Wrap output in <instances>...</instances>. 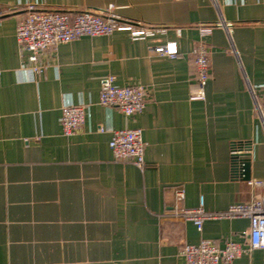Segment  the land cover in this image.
I'll return each mask as SVG.
<instances>
[{
  "label": "crops",
  "instance_id": "obj_1",
  "mask_svg": "<svg viewBox=\"0 0 264 264\" xmlns=\"http://www.w3.org/2000/svg\"><path fill=\"white\" fill-rule=\"evenodd\" d=\"M29 5L39 10L100 12L165 26L166 34L128 31L82 36L39 55L33 70L16 37ZM211 77L205 100H192L199 26ZM181 28V35L176 32ZM177 41L176 58L155 47ZM144 85V110L126 116L100 104L101 80ZM264 0H0V264H184L185 243L203 238L248 246V218L195 224L170 215L183 206L224 210L264 192ZM90 104L82 129L66 136L64 105ZM102 127L105 130L99 131ZM141 128L145 164L114 159V130ZM250 148L251 184L233 156ZM234 264H264V249Z\"/></svg>",
  "mask_w": 264,
  "mask_h": 264
},
{
  "label": "built area",
  "instance_id": "obj_2",
  "mask_svg": "<svg viewBox=\"0 0 264 264\" xmlns=\"http://www.w3.org/2000/svg\"><path fill=\"white\" fill-rule=\"evenodd\" d=\"M223 23L202 24L199 26L200 41L194 48L195 82L190 94L192 100L206 99V86L211 77L210 49L206 38L212 33L215 25ZM115 31H128L132 38L151 37L166 34L165 26H144L132 20L124 19L115 12L113 5L100 12L39 10L29 5L26 14L18 21L16 37L22 53H27L29 61L34 63L33 70L44 73L45 66L39 63V55L48 49L56 50L60 44L74 41L82 36L110 35ZM176 32L181 35V28ZM160 55L176 58L179 53L177 41H168L155 47ZM264 89V86L262 87ZM148 93L144 85H119L116 76L109 74L101 80L99 102L101 105L119 108L126 116L141 113L147 104ZM90 104L64 105L60 123L66 136L79 132L85 124ZM264 121V105L258 106ZM105 129L100 127L99 131ZM114 159L119 162L133 163L143 167L146 142L141 128L114 130L109 141ZM251 184H263L261 180H250ZM185 189L175 190V205L170 215L195 224L202 231L206 220L222 218H248L250 228L246 232L248 246L229 240L224 247L213 240L203 238L199 243H185L180 251L184 264H234L243 254L255 249H264V192L248 203L231 204L228 208L210 211L205 208V196L200 197L197 207L183 206Z\"/></svg>",
  "mask_w": 264,
  "mask_h": 264
},
{
  "label": "water",
  "instance_id": "obj_3",
  "mask_svg": "<svg viewBox=\"0 0 264 264\" xmlns=\"http://www.w3.org/2000/svg\"><path fill=\"white\" fill-rule=\"evenodd\" d=\"M250 148L239 149L233 156V165L236 173H239L243 180L249 181L251 175V154Z\"/></svg>",
  "mask_w": 264,
  "mask_h": 264
}]
</instances>
